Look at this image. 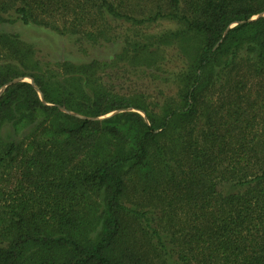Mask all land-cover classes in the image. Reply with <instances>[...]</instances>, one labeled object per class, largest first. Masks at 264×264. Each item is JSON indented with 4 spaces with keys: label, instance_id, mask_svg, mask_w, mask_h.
I'll use <instances>...</instances> for the list:
<instances>
[{
    "label": "trees",
    "instance_id": "obj_1",
    "mask_svg": "<svg viewBox=\"0 0 264 264\" xmlns=\"http://www.w3.org/2000/svg\"><path fill=\"white\" fill-rule=\"evenodd\" d=\"M83 3L0 0V264H264V0ZM54 14L177 28L43 68L1 26Z\"/></svg>",
    "mask_w": 264,
    "mask_h": 264
},
{
    "label": "rangeland",
    "instance_id": "obj_2",
    "mask_svg": "<svg viewBox=\"0 0 264 264\" xmlns=\"http://www.w3.org/2000/svg\"><path fill=\"white\" fill-rule=\"evenodd\" d=\"M83 1L86 2V0H80L81 8H85ZM128 4L131 7L130 11L132 9H138L139 11H143L144 13L146 12L145 5L142 2L139 5L137 1H135L133 4ZM87 11L88 16H91L89 7ZM81 15H83V13L80 9L79 17ZM52 16L53 25L47 28L39 25L36 22L31 23V25L29 26H23L19 23H14L10 26H1V28L4 32L10 34L17 33L24 42L32 46L34 51V61L40 63L42 67L48 65L52 68H54L55 64L63 62H70L75 64L79 62V60L89 62L94 59L100 62L107 61L114 55L116 56L122 49L120 41L114 43L112 41L117 37L125 35V33L129 35L136 34L142 37H156L159 33L173 31L177 28V25L175 23H171L169 21H161L156 24L144 25L143 27H132L129 23H124L122 21L113 20L111 22H101L98 20V22L94 23V20H88L87 18H85L83 22H78V26L80 27L79 29H83V32L103 30L104 36L109 43L102 45H92L88 41L79 38V35H81V33L83 32L70 36L71 33L66 32L69 27V23H66L65 20L61 19L57 14H54ZM261 17L264 18V14H262ZM52 19L48 20V22L51 23ZM52 27H58L59 31L53 30ZM105 27L107 28V31L104 30ZM166 51L168 53H175V50L170 46H166ZM115 68L117 69L111 70L107 78V81L110 85L115 87L116 90H121L119 91V93L123 95H131L133 92H127L129 89H135L136 91H140L139 93H141V90L134 87L138 85L136 83L139 82V79L137 77L129 76L128 79L130 81H125V77H120L121 75L119 74V65L115 66ZM16 82H25L28 84H32V80L28 77L13 79L9 84ZM128 86L131 87L127 88ZM5 88L6 87H3L0 90V95ZM167 91H169V89H167ZM170 93H173V91H171ZM145 94L146 93H144V95ZM149 94L151 93L147 92L145 97H147ZM38 96L41 98L40 94H38ZM130 111L136 112L141 117H143V114L141 112L135 110ZM112 114L114 113H109L104 117H100V119L109 117Z\"/></svg>",
    "mask_w": 264,
    "mask_h": 264
}]
</instances>
